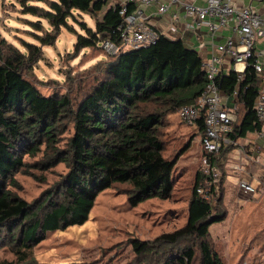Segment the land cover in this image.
Returning <instances> with one entry per match:
<instances>
[{
  "label": "trees",
  "instance_id": "16d2710c",
  "mask_svg": "<svg viewBox=\"0 0 264 264\" xmlns=\"http://www.w3.org/2000/svg\"><path fill=\"white\" fill-rule=\"evenodd\" d=\"M19 1L22 11L44 19L49 29L41 21L33 24L41 32L35 34L39 44L23 43L25 51L0 34V246H8L16 257L0 264H50L32 257L33 246L47 230L83 223L99 192L123 186L133 206L171 195L178 157L204 131L202 119L186 123L177 110L195 102L206 78L198 53L180 39L162 34L147 46L106 53L100 46L102 40L118 42L119 4L105 10V0H31L43 2L46 8ZM134 8V3L127 4V12ZM73 10L88 13L94 26L78 20L84 32L76 33L72 53L91 49L103 57L82 71L67 73L66 89L47 95L37 87L33 67L42 58V46L54 45L63 27L73 30L67 22L76 19ZM258 84L250 66L241 78L230 71L218 82L224 94L238 88V112L229 134L233 139L260 127L253 111ZM173 115L190 134L171 155L167 146L179 137L169 136L177 129ZM230 148L221 150L220 167ZM259 150L264 158V141ZM27 157L38 158L27 162ZM59 163L65 172L40 196L29 201L20 195L17 172L45 181L44 174L33 171L44 173ZM223 179L224 174L212 205L196 194L195 186L203 180L197 171L185 223L151 240L132 239L139 257L134 264H224L209 231L210 222L225 214ZM254 247L259 253L249 264H260L264 225L251 235L242 253Z\"/></svg>",
  "mask_w": 264,
  "mask_h": 264
},
{
  "label": "rangeland",
  "instance_id": "374dc122",
  "mask_svg": "<svg viewBox=\"0 0 264 264\" xmlns=\"http://www.w3.org/2000/svg\"><path fill=\"white\" fill-rule=\"evenodd\" d=\"M27 5L46 8L41 1L28 0ZM22 8L23 4L19 0H0V34L25 51L23 43L39 44L35 34L41 32L33 24L41 21L46 30L49 25L44 19L22 11ZM73 14L76 19L69 18L67 21L73 30L63 27L54 45L42 46V58L34 64L36 84L44 94H51L56 89H66L64 81L67 73L82 71L103 57L102 52L91 49L85 52L82 50L78 54L72 53L76 33L84 32L79 22L94 26V19L88 13L73 10ZM172 119L177 129L169 136L179 137L177 143L173 144L176 142L174 141L167 146L171 155L178 151L180 143L188 140L190 134L186 126L178 125L177 115H173ZM249 136L253 138L255 135ZM232 148L234 147L230 150ZM202 153L200 136L196 135L176 161L172 173L173 190L168 198L153 197L133 206L128 203L122 191L123 186L120 189L107 188L98 193L88 218L83 223L60 230H47L44 238L33 246L32 257L50 264H134L139 257L131 246L132 239L151 240L160 233L172 231L185 223L188 201ZM37 158L27 157L25 160L34 162ZM33 172L44 174L45 181L35 180L23 172L15 174L21 184L20 195L29 201L40 196L57 181L65 172V166L59 163L44 173ZM236 176L234 172L226 174L221 198L225 214L220 220L210 222L209 231L223 255L224 264H249L252 256L259 252L255 253L256 250L251 248L244 255L242 250L247 246L251 235L264 225V194H261V190L260 193L259 190L244 191L239 187ZM251 183L256 184L255 181ZM260 258V264H264V254ZM15 259V254L8 246H0V262H13Z\"/></svg>",
  "mask_w": 264,
  "mask_h": 264
},
{
  "label": "built area",
  "instance_id": "2783aa9c",
  "mask_svg": "<svg viewBox=\"0 0 264 264\" xmlns=\"http://www.w3.org/2000/svg\"><path fill=\"white\" fill-rule=\"evenodd\" d=\"M135 0H121L119 14L121 23L117 26L118 42L110 39L101 41V48L108 54L116 55L127 48H138L155 42L159 32L146 22L140 10L127 12V4ZM142 4H157L158 13H165L171 4H180L184 12L196 22L213 32L218 28L228 26L232 35L222 43L214 45L211 55L202 60L206 84L192 104H185L178 108L177 114L186 123H193L202 119L203 134L200 144L203 153L199 160V172L203 180L195 186L196 194L202 200L214 205L220 194V182L223 174L217 160L221 150L228 147L239 148L244 162H233L232 171L238 176V185L246 192H256L259 189L264 194V158L260 153L261 145L255 144L254 151L249 153L238 145L237 139L229 134L237 115L238 88L231 94H224L218 86L222 77L220 65L222 56H229L233 63L232 71L237 72L239 78L244 70L250 66L259 79L253 111L260 127L252 133L264 141V60L259 46L264 40V16L260 15L252 4L241 6L232 5L230 0H206L205 4L184 3L181 0H137ZM173 30L174 28L171 27ZM237 64H242L238 68ZM255 163L262 169V174L254 175L255 185L242 177L246 172L245 165Z\"/></svg>",
  "mask_w": 264,
  "mask_h": 264
},
{
  "label": "crops",
  "instance_id": "0c3cea01",
  "mask_svg": "<svg viewBox=\"0 0 264 264\" xmlns=\"http://www.w3.org/2000/svg\"><path fill=\"white\" fill-rule=\"evenodd\" d=\"M181 1L184 3L195 4H205L206 2V0ZM120 2L121 0H105L104 9L106 10L115 4H119ZM132 3H134L135 9L140 10L146 22L152 25L160 34L166 36L169 39H180L188 48L195 50L202 60L207 59L211 55V53L215 51V44L222 43L226 38L232 35V30L228 26L218 28L213 32H209V30L204 26H198L196 22H194V20H192V18L184 12L183 7L178 3L171 4L165 13H158L156 3L142 4L137 0ZM230 3L236 6L252 4L256 11L260 15L264 16V0H230ZM171 27H173L174 29L172 30ZM259 46L262 50L261 59L264 60V40L260 42ZM237 67L242 68V64H237ZM232 68L233 63L231 62L229 56H222V63L220 65L222 75L232 71ZM249 134L253 133L248 132L244 137L237 138V142L238 145L242 146L245 150L251 153L254 151V145H262L263 140L261 139L262 141L259 142L260 138H257L256 136L250 138L251 136H249ZM233 162H244V158L239 152L238 147L232 148V150L228 154V158L226 159V161H222V167H220L224 174V179L222 180V189L224 185L223 182L226 180V174L228 172L233 173L232 169L230 168V165ZM246 163V172L241 176L253 182L255 181L254 175L262 174L263 171L255 163ZM261 194H263L262 191ZM254 249L256 250L255 253H257L258 248L254 247Z\"/></svg>",
  "mask_w": 264,
  "mask_h": 264
}]
</instances>
